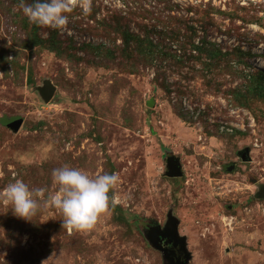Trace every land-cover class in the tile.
Here are the masks:
<instances>
[{
    "label": "rangeland",
    "instance_id": "1",
    "mask_svg": "<svg viewBox=\"0 0 264 264\" xmlns=\"http://www.w3.org/2000/svg\"><path fill=\"white\" fill-rule=\"evenodd\" d=\"M20 3L0 0V191L21 179L46 198L68 165L117 174L121 204L84 233L44 199L32 221L0 204V264H164L147 233L169 215L188 264H264V2L92 0L59 30L32 24ZM230 105L254 128L217 132ZM170 155L181 177L167 175Z\"/></svg>",
    "mask_w": 264,
    "mask_h": 264
},
{
    "label": "clouds",
    "instance_id": "2",
    "mask_svg": "<svg viewBox=\"0 0 264 264\" xmlns=\"http://www.w3.org/2000/svg\"><path fill=\"white\" fill-rule=\"evenodd\" d=\"M20 7L28 20L39 27L64 29L70 15L77 9L87 15L92 0H21ZM53 181L58 186L54 193L43 188L31 189L23 180L16 179L0 191V204L11 205L13 214L25 221L37 216L44 199L45 207H54L63 215L62 227L69 231L89 232L109 210L121 204L116 189L119 176L102 173L91 176L84 170L64 165L54 169Z\"/></svg>",
    "mask_w": 264,
    "mask_h": 264
},
{
    "label": "water",
    "instance_id": "3",
    "mask_svg": "<svg viewBox=\"0 0 264 264\" xmlns=\"http://www.w3.org/2000/svg\"><path fill=\"white\" fill-rule=\"evenodd\" d=\"M40 93L45 102H49L55 93V87L50 81H45L44 85L39 88ZM7 125L14 131H18L22 125L21 118H13L7 122ZM243 161L249 160L248 151L241 154ZM168 172L167 175L171 178L181 177L183 175L181 163L177 157L170 155L167 160ZM232 167L229 168L231 170ZM166 226L162 229L159 225H154L148 228V239L150 244L162 253L164 264H188L191 259V253L187 248L185 236H181L178 231L179 221L172 215L168 216ZM164 242V243H163ZM172 243L173 246H178V251L183 255L182 258L173 259L171 251L166 247Z\"/></svg>",
    "mask_w": 264,
    "mask_h": 264
},
{
    "label": "built area",
    "instance_id": "4",
    "mask_svg": "<svg viewBox=\"0 0 264 264\" xmlns=\"http://www.w3.org/2000/svg\"><path fill=\"white\" fill-rule=\"evenodd\" d=\"M206 1H212L213 3H215L216 0ZM262 1L264 2V0H236V2L242 6ZM186 104V101H183V105L186 106ZM189 110H191V112L194 111V109H192L190 106ZM199 113L200 110H198L195 115L198 116ZM254 126V118L249 112L242 108L230 105V107L228 108V118L218 120L215 125V130L221 134L244 133L249 129H253Z\"/></svg>",
    "mask_w": 264,
    "mask_h": 264
},
{
    "label": "trees",
    "instance_id": "5",
    "mask_svg": "<svg viewBox=\"0 0 264 264\" xmlns=\"http://www.w3.org/2000/svg\"><path fill=\"white\" fill-rule=\"evenodd\" d=\"M132 37V36H130ZM128 38V37H127ZM129 40V38H128ZM46 40H44L45 42ZM49 47L52 49H58L57 43L52 39L49 38ZM138 41V39H137ZM43 41H39L37 42L38 44L41 43ZM153 45L151 44V47ZM195 49H193L195 51V54L197 53V55H201V57L203 56L204 58L209 59L210 61H214L215 59H220L221 56L223 55L222 51L220 49H215V48H211V49H203L199 46H194ZM256 75L257 77L254 78V81L257 82L258 87L260 88V90L264 91V84L262 83L263 78H264V69H256ZM236 92V91H234Z\"/></svg>",
    "mask_w": 264,
    "mask_h": 264
},
{
    "label": "flooded vegetation",
    "instance_id": "6",
    "mask_svg": "<svg viewBox=\"0 0 264 264\" xmlns=\"http://www.w3.org/2000/svg\"><path fill=\"white\" fill-rule=\"evenodd\" d=\"M166 247L171 251V255H172L174 260H176L179 257L180 258L183 257V255L180 254V252L178 251V246H173L172 243H169V244L166 245Z\"/></svg>",
    "mask_w": 264,
    "mask_h": 264
},
{
    "label": "bare ground",
    "instance_id": "7",
    "mask_svg": "<svg viewBox=\"0 0 264 264\" xmlns=\"http://www.w3.org/2000/svg\"><path fill=\"white\" fill-rule=\"evenodd\" d=\"M179 1H186V0H179ZM257 65L261 66L262 68H264V60H258L257 61Z\"/></svg>",
    "mask_w": 264,
    "mask_h": 264
}]
</instances>
